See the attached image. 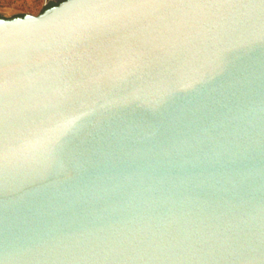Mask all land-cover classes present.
<instances>
[{
	"label": "water",
	"instance_id": "95a60500",
	"mask_svg": "<svg viewBox=\"0 0 264 264\" xmlns=\"http://www.w3.org/2000/svg\"><path fill=\"white\" fill-rule=\"evenodd\" d=\"M0 264H264V0L0 18Z\"/></svg>",
	"mask_w": 264,
	"mask_h": 264
},
{
	"label": "rangeland",
	"instance_id": "374dc122",
	"mask_svg": "<svg viewBox=\"0 0 264 264\" xmlns=\"http://www.w3.org/2000/svg\"><path fill=\"white\" fill-rule=\"evenodd\" d=\"M57 0H0V16L12 19L21 15H39Z\"/></svg>",
	"mask_w": 264,
	"mask_h": 264
},
{
	"label": "trees",
	"instance_id": "16d2710c",
	"mask_svg": "<svg viewBox=\"0 0 264 264\" xmlns=\"http://www.w3.org/2000/svg\"><path fill=\"white\" fill-rule=\"evenodd\" d=\"M58 4H51V5H49L47 8H45L40 14H42V13H44L46 10H48V9H50V8H52V7H54V6H57ZM39 14V15H40ZM24 16H26V15H21V16H17V17H24ZM17 17H14V18H17ZM0 18H2L1 16H0Z\"/></svg>",
	"mask_w": 264,
	"mask_h": 264
},
{
	"label": "flooded vegetation",
	"instance_id": "af4514ba",
	"mask_svg": "<svg viewBox=\"0 0 264 264\" xmlns=\"http://www.w3.org/2000/svg\"><path fill=\"white\" fill-rule=\"evenodd\" d=\"M64 1H66V0H57V2L55 4H60V3L64 2Z\"/></svg>",
	"mask_w": 264,
	"mask_h": 264
}]
</instances>
